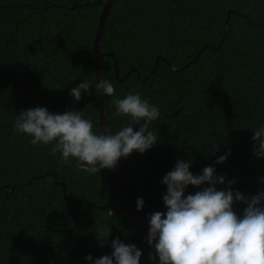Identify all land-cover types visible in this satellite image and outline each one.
Returning a JSON list of instances; mask_svg holds the SVG:
<instances>
[{
    "label": "trees",
    "instance_id": "trees-1",
    "mask_svg": "<svg viewBox=\"0 0 264 264\" xmlns=\"http://www.w3.org/2000/svg\"><path fill=\"white\" fill-rule=\"evenodd\" d=\"M106 1L0 0V264H88L86 254L110 253L117 236L142 249L140 264L152 263L148 228L113 210L111 203L122 205L115 168L86 174L54 157L51 145H32L12 123L21 108L41 105L80 110L102 132L93 86L80 100L68 93L83 78L97 79L94 40ZM225 32L219 48L206 46L192 60ZM101 48L116 54L119 77L136 67L145 78L159 54L166 58L144 82L136 71L118 81L114 58L103 62L115 95L138 89L160 108L149 124L158 142L119 159L139 216L165 211L161 179L178 158H191L194 174L214 165L243 193L264 188L258 181L264 158L254 156L251 139V126L264 121V0H114ZM106 99L109 129L116 131L130 117L115 116ZM196 190L189 185L186 193ZM137 197L145 201L140 211ZM244 206L233 204L237 212ZM100 225L110 230L104 244L96 235Z\"/></svg>",
    "mask_w": 264,
    "mask_h": 264
},
{
    "label": "clouds",
    "instance_id": "clouds-1",
    "mask_svg": "<svg viewBox=\"0 0 264 264\" xmlns=\"http://www.w3.org/2000/svg\"><path fill=\"white\" fill-rule=\"evenodd\" d=\"M103 77V76H102ZM92 91L111 97L115 116H129L130 122L118 130L94 131V121L80 110L52 112L46 106L21 108L13 118L16 133L29 137L32 145H51L50 152L65 164L86 174L100 173L102 168H113L121 157L134 150L143 153L158 142L157 131L149 128L151 121L161 113L157 104L142 95L138 89L128 91L123 97L115 95L113 82L108 78L90 81L83 78L69 90L74 100ZM143 121V123H140ZM139 123L134 130L133 124ZM254 141L252 151L256 158H264V121L251 126ZM228 153L219 155L223 162ZM191 158L177 159L174 166L163 175L166 185L162 194L165 211L148 214L147 244L154 249L149 253L154 264H264V188L249 195L232 185L216 171L214 165H205L193 173ZM264 185V176L258 177ZM218 184H226L217 188ZM189 185L197 186L187 192ZM245 206L237 212L234 202ZM145 201L137 197L135 207L142 210ZM110 230L100 225L96 235L101 243ZM104 244V243H101ZM112 251L97 257L84 256L88 264H140L142 249L135 243H125L119 236L110 241Z\"/></svg>",
    "mask_w": 264,
    "mask_h": 264
},
{
    "label": "water",
    "instance_id": "water-1",
    "mask_svg": "<svg viewBox=\"0 0 264 264\" xmlns=\"http://www.w3.org/2000/svg\"><path fill=\"white\" fill-rule=\"evenodd\" d=\"M114 3V0H107L106 2L102 3V11L99 17V24H98V28H97V34L94 40V54H95V73H96V80H99L101 78H103V62L106 58V56H112L114 58V62H115V76L118 79V81H123L125 80L128 75L132 72V71H136L138 74V78L140 79V81L144 82L146 81L147 78H149L157 69L158 64L160 59L164 58L166 59L162 54H159L156 57V61H155V65L154 67L151 69V71L147 74V76L145 78H141V74L139 72V70L136 67H132L128 70V72L123 76V77H119V65H118V60L116 57V54L113 51H104L101 48V43H102V39H103V33H104V29L106 26V21H107V17L109 15V12L111 10V7ZM75 5H78V3H75ZM232 10L228 11V17L225 20V28L227 27L230 15H231ZM250 22L252 23V21L250 20ZM253 24V23H252ZM227 36V32L224 33L223 37L221 38L219 44L217 45H213V44H206L204 45L196 54V56L193 57L192 60H194L203 50L206 46H212L215 48H219L220 45L222 44V42L224 41V39ZM191 60V61H192ZM189 61L186 65L190 64ZM169 65L174 68V69H180L178 67H175L174 65H172L171 62H169ZM103 76V77H102ZM99 105H100V114H99V122L101 124V128H102V132H105L109 130V125H108V114H107V109H108V104H107V99H106V95L105 94H99ZM117 177H118V183H119V192L122 198V205L120 208H116L114 203H111L113 206V210L117 211V212H124L126 213L131 219H133L135 222H137L138 224L144 226V227H149L148 225V220L142 218L141 216H139L135 210L132 207L131 204V199H130V190L128 188V184H127V180L125 177V173L123 170V167L120 163V160H118V162L116 163V165L114 166ZM66 188V187H65ZM64 188V194L65 197L66 196V190ZM151 264H154V262H152Z\"/></svg>",
    "mask_w": 264,
    "mask_h": 264
}]
</instances>
